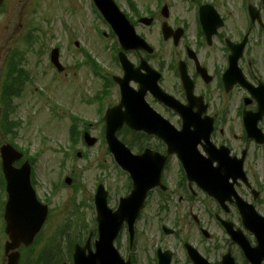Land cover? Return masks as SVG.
<instances>
[{"label":"flooded vegetation","instance_id":"flooded-vegetation-1","mask_svg":"<svg viewBox=\"0 0 264 264\" xmlns=\"http://www.w3.org/2000/svg\"><path fill=\"white\" fill-rule=\"evenodd\" d=\"M134 2L124 1L126 19L153 51L125 53L138 70L129 76L131 90L140 87L135 78L149 88L144 101L163 120L161 133H188L177 155L155 135L125 126L118 132L134 155L146 156L153 182L160 171L139 216L150 211L155 220L147 264L160 255L194 264L193 251L202 264H251L243 247L256 248L254 232L264 231V0ZM112 89L119 105L120 90ZM116 105L103 109V120ZM185 163L198 171L201 187L188 179ZM136 247L119 246L132 264Z\"/></svg>","mask_w":264,"mask_h":264},{"label":"rangeland","instance_id":"rangeland-1","mask_svg":"<svg viewBox=\"0 0 264 264\" xmlns=\"http://www.w3.org/2000/svg\"><path fill=\"white\" fill-rule=\"evenodd\" d=\"M114 1L126 10L124 0ZM107 35L108 29L89 0H4L0 9V147L12 141L33 161L36 195L51 214L34 254L45 247L53 249L58 254L51 253V264H69L71 244L83 245L88 234L93 233L91 244L96 240L93 196L97 185H104L108 191L109 208L129 194L126 174L116 167L104 142V124L98 120L100 105L92 101L104 82L85 64L82 54L86 52L102 68L103 77L119 76V65L113 59L114 42ZM53 49L59 52L62 73L50 63ZM13 53L22 56L21 65L29 74L24 91L15 100L12 120L9 118L17 124L15 136L2 132L1 99L5 65ZM112 90L109 87L103 109L118 102L116 90ZM72 116L80 119L76 125L79 133L86 131L97 140L93 147H85L82 140L76 145L78 133ZM66 179H70V185ZM4 201L5 194L0 191V264H6ZM152 222L155 225L148 211L136 225L138 264L149 262L156 235ZM127 240L124 231L119 241L127 246ZM23 264L34 262L27 255Z\"/></svg>","mask_w":264,"mask_h":264},{"label":"water","instance_id":"water-1","mask_svg":"<svg viewBox=\"0 0 264 264\" xmlns=\"http://www.w3.org/2000/svg\"><path fill=\"white\" fill-rule=\"evenodd\" d=\"M102 16L110 24L116 33L120 46L124 50L143 48V45L134 36L131 28L128 26L124 16L119 12L112 0H94ZM2 0H0V6ZM51 62L54 66L62 71L58 64V51L54 50L51 54ZM120 62L126 72L125 76L131 74V66L120 56ZM128 79L119 82L122 93V104L125 107L126 115H120V108H114L108 112L107 117V142L109 149L114 155L118 164L127 168L128 164L121 160L127 157V151L116 140L114 134L125 122L129 127L137 131H145L149 134L155 132L153 128L156 120L149 109L143 104V92L133 94L128 89ZM165 139V138H164ZM166 140V139H165ZM89 146L94 144L93 139L86 138ZM175 151V149H173ZM2 157V169L6 180V192L8 200L5 206L4 219L6 221V234L9 236L11 244L6 246V251L14 250L20 243L29 244L33 237L41 228L45 217L46 208L41 206L35 197L34 191L30 186V170L25 163L19 169H14L12 164L20 159L10 146H4L0 150ZM129 171V169H126ZM133 180L134 190L127 200H124L121 208L115 213L106 208V193L100 186L95 196L97 211V222L99 230V240L95 243V253L89 252L85 255L84 249L76 248L74 253V264H124L118 254L112 247V242L117 236L121 224L126 221L129 229H132L134 220L142 206L145 194L151 185L149 178L143 176L138 171H129ZM69 184L70 181L67 180ZM124 205V206H123ZM259 237V243L261 244ZM247 257L251 258V253L244 249ZM18 255L11 254L8 256V264H17ZM256 264H259L258 261ZM129 264V263H126ZM160 264H169V259H160Z\"/></svg>","mask_w":264,"mask_h":264},{"label":"trees","instance_id":"trees-1","mask_svg":"<svg viewBox=\"0 0 264 264\" xmlns=\"http://www.w3.org/2000/svg\"><path fill=\"white\" fill-rule=\"evenodd\" d=\"M8 79L7 85L6 81ZM26 80V73L23 72L21 68L18 67L17 63H10L7 67V77L5 79V85L6 87L3 88L2 93V104L3 106H7L8 110L11 109V106L13 107V101L15 98H17L22 89L23 85ZM8 115L4 113V117L2 120V127H4V133L11 134L13 133L14 128L17 126L14 122H8ZM75 131V128H74ZM74 135V132H73Z\"/></svg>","mask_w":264,"mask_h":264}]
</instances>
